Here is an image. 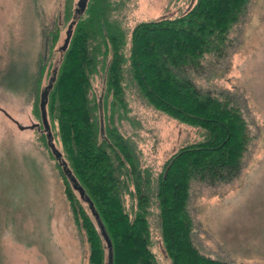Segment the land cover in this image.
I'll list each match as a JSON object with an SVG mask.
<instances>
[{"label": "trees", "instance_id": "1", "mask_svg": "<svg viewBox=\"0 0 264 264\" xmlns=\"http://www.w3.org/2000/svg\"><path fill=\"white\" fill-rule=\"evenodd\" d=\"M126 1L87 0L81 12L65 0L63 22L73 15L68 46L58 48L55 63L56 26L49 31L50 49L38 58L40 73L52 70L45 109L60 156L52 155L83 259L158 264L149 221L156 209L169 264H232L197 248L188 203L193 182L217 187L235 180L252 143L238 95L197 86L205 67L224 56L250 0H194L176 15L140 20L130 30L123 19ZM98 75L99 96L93 91ZM131 88L159 113L202 131L157 172L142 165L134 141L117 123L128 112ZM38 99L36 93L35 107ZM43 128L36 123L49 147Z\"/></svg>", "mask_w": 264, "mask_h": 264}, {"label": "rangeland", "instance_id": "2", "mask_svg": "<svg viewBox=\"0 0 264 264\" xmlns=\"http://www.w3.org/2000/svg\"><path fill=\"white\" fill-rule=\"evenodd\" d=\"M77 1L72 0L73 10ZM193 1L127 0L125 26L130 30L140 20L176 15ZM64 7L65 0H0V264H87L55 159L35 131L41 121L35 94L39 97L52 71L40 73L38 58L50 49L49 31L56 26L52 60L61 57L58 48L73 18L63 22ZM229 36L224 56L205 67L197 86L236 93L253 139L231 183H192V238L207 256L264 264V0L249 1ZM93 84L99 96L102 76ZM127 101L128 112L117 123L134 141L142 165L154 172L176 149L201 139L200 129L159 113L135 89ZM149 221L157 262L169 264L156 209Z\"/></svg>", "mask_w": 264, "mask_h": 264}, {"label": "water", "instance_id": "3", "mask_svg": "<svg viewBox=\"0 0 264 264\" xmlns=\"http://www.w3.org/2000/svg\"><path fill=\"white\" fill-rule=\"evenodd\" d=\"M86 2L87 0H78L77 1V8L78 10L77 11H83L84 8H85V5H86ZM71 26H72V22H70L68 24V28L66 30V35H65V38H64V42L61 46V49L62 50H65L68 46V43H69V40H70V36H71ZM54 77V75H53ZM52 85V79H49L48 81V84H47V87L44 88L41 92H40V101H39V108H40V116H41V122L44 126V129L47 130V143H48V146L51 150V153L57 158L60 156V153L56 150V148L54 147V144L51 142V134H50V131H49V123H48V120H47V114H46V109H45V105H46V101H47V95H48V89L51 87ZM80 196H82V192L80 193ZM108 242V241H107ZM109 244V242H108ZM109 264H111L110 262V259H109Z\"/></svg>", "mask_w": 264, "mask_h": 264}]
</instances>
